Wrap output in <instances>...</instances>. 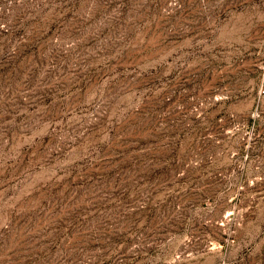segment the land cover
<instances>
[{"label":"rangeland","instance_id":"374dc122","mask_svg":"<svg viewBox=\"0 0 264 264\" xmlns=\"http://www.w3.org/2000/svg\"><path fill=\"white\" fill-rule=\"evenodd\" d=\"M0 264H264V0H0Z\"/></svg>","mask_w":264,"mask_h":264}]
</instances>
